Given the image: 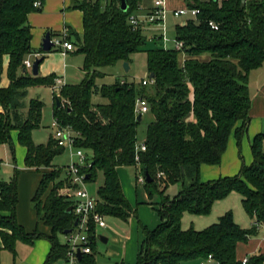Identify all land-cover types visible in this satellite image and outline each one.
I'll return each instance as SVG.
<instances>
[{"label": "trees", "instance_id": "16d2710c", "mask_svg": "<svg viewBox=\"0 0 264 264\" xmlns=\"http://www.w3.org/2000/svg\"><path fill=\"white\" fill-rule=\"evenodd\" d=\"M43 1L0 0V77L7 59L10 80L8 86L0 87V146L9 145L14 155L12 134L17 132L19 145L26 149L25 167L41 172L32 202L50 233H29L19 224L20 171L16 170L9 182L0 181V253L6 250L16 256L17 242L31 245L45 238L51 250L44 264H55L68 251L59 236H66L76 221L73 212L68 214L73 202L63 194L69 186L65 169L53 165L64 149L52 137L46 144H35L32 135L41 127L44 103L37 99L25 106L24 102L28 89L50 88L56 77L31 76L24 64L37 53L31 49L28 16L41 9L35 2ZM141 3L128 0L129 9L123 13L121 0L79 2L84 33L75 44L77 53L84 56L85 78L80 84H67L55 95L61 106L55 101L54 118L72 127L76 147L91 157V166L84 171L86 182L96 181L103 173L104 184L97 193L99 213L125 222L136 214L124 195L119 168L140 167L144 175L146 171L151 175L153 182L145 188L150 199L161 196L156 210L161 223L155 229L143 227L145 238L136 264H199L209 255L217 264H243L236 255L239 243L254 237L264 225V133L251 143L252 164H244L236 176L203 183L200 174L202 166H220L231 136L236 134L241 142L250 124L249 79L264 64V0H196L190 7L200 11L198 19L175 26V39L184 44L182 50L149 47L148 43L157 45L161 38L156 35L149 41L143 27L134 29L130 24ZM209 22L219 29L212 30ZM142 52L148 75H154L153 85H97L103 76L100 68L132 63L131 57ZM203 55L210 59L202 60ZM97 95L105 102L94 104ZM138 97L147 100L152 115L143 143L145 152L137 151L141 122L134 105ZM176 184L181 189L171 198L165 193ZM232 193L241 195L242 208L254 220L253 228L236 224L229 211L205 230H184L186 214L207 216L216 202ZM96 242L93 239V252L82 258L83 264H97ZM246 264H264V255L251 257Z\"/></svg>", "mask_w": 264, "mask_h": 264}, {"label": "rangeland", "instance_id": "374dc122", "mask_svg": "<svg viewBox=\"0 0 264 264\" xmlns=\"http://www.w3.org/2000/svg\"><path fill=\"white\" fill-rule=\"evenodd\" d=\"M190 17L176 18L171 13L167 17L166 21V32L164 34V40H158L157 45L148 43L149 47H162L165 49L172 50L176 48V29L175 26L182 24L183 21ZM146 34L149 37V41L154 36H159L163 34V31H152L146 30ZM28 56L27 58H29ZM184 58V57H183ZM59 48H53L51 54L44 61V65L41 67L40 74L42 77H50L54 73H61L64 65L67 64L65 78L71 84H80L84 77V72L82 70L84 65V56L78 54L77 51L70 53L65 61L63 60ZM131 70L125 74L123 69V64H117L112 67L100 68L99 71L103 74L102 77L97 79V85L102 87L104 85L110 86L117 81H128L129 83H140L143 78L148 76L147 69V57L144 52L140 54L133 55L131 57ZM208 60L209 55H203L202 60ZM33 60V58L31 59ZM4 71L0 77V87H6L9 85L10 80H8V64L4 63ZM28 74H31L30 69H26ZM28 97L24 100L25 106H28L31 100L40 99L45 104L43 111V118L41 121V127L33 132L32 138L36 145L46 144L50 140L49 138L54 134V105H55V93L51 91V87H37L36 89H28ZM147 94H151L148 91ZM105 101L100 95L93 98V103H103ZM152 115L150 113L145 114L142 117V122L140 123L137 131L138 136V146H141L146 139V132L148 125L152 122ZM12 140L15 144V155L16 160H14V155L10 150L9 145L0 146V181L9 182L11 178L14 177L16 170L18 169V162H23L20 151L24 148L19 146L17 140V132H13ZM241 153L240 160L242 163L245 161L246 157H251L252 149L249 152L244 146L242 147L240 143ZM71 150H65L62 155L57 156L54 159L53 165L58 168L65 169L71 161ZM20 171V170H19ZM120 179L124 184L125 196L128 198L130 204L135 210L136 214L128 221H122L119 218L106 217L107 227L99 230L98 235L104 236L108 239L107 243L101 241L96 242L97 253L96 259L97 264H136L138 254L140 252L141 246L144 243V230L143 227H148L149 229H155L160 223V217L157 209H159V204L161 203V196L154 195L152 199L147 196V191L145 185L137 182V178L142 173L140 167H123L120 170ZM103 173L100 172L96 181L86 182V190L91 198L98 199V190L103 184ZM181 189L180 184L176 186H171L166 191V195L174 198L178 191ZM233 212L237 221L243 217L247 218V215L242 209L240 194L232 193L231 196L225 198L221 203L216 204L212 208V212L207 216H197L186 214L182 226L184 230L196 229L205 230L213 224L217 223L218 219L227 212ZM240 217V218H239ZM242 221V220H241ZM242 223V222H241ZM61 243L65 244L66 239L64 235L59 236ZM26 250L18 248V253L13 256L12 253L3 250L0 253V264H26V259L29 256V248ZM55 264H60L58 261ZM194 264H198L194 262Z\"/></svg>", "mask_w": 264, "mask_h": 264}, {"label": "crops", "instance_id": "0c3cea01", "mask_svg": "<svg viewBox=\"0 0 264 264\" xmlns=\"http://www.w3.org/2000/svg\"><path fill=\"white\" fill-rule=\"evenodd\" d=\"M81 1L82 0H44L41 9L38 11H34V13H31L28 16L29 25L31 27V33L33 36L31 41V49H33L34 52L36 51L37 53L41 54V57H44V60L41 62L42 64L39 67V74H38L39 76H41L40 70L41 67L44 65V61L48 58V55L51 54V53H45L42 48L43 40L45 39L47 34H51V39H56L62 34V31L65 30V28H68L69 32H71L70 40L73 46L75 47L74 50L65 51L63 48L54 46L55 48L60 49V53L64 58L63 59L64 61L65 58L70 53L78 50V47L75 44L77 41L76 40L77 36L80 37L84 33L83 32L84 17L82 11L77 9V6ZM195 1L196 0H166V9L168 11V14H171V11L173 10H179L186 7H190V5L194 4ZM198 1L208 2L210 0H198ZM153 3L154 0H142L139 15L145 13L147 10H151L153 8ZM185 22L186 20L183 21L182 24H184ZM5 64H7V59L5 60ZM66 67L67 64L64 65V68L61 73H54V74L56 75V77L63 78L67 85L71 83L66 81V78L64 77L66 73ZM30 73L31 74L29 75L33 76L32 70ZM249 87H250V96L252 102V106L250 110L251 121L246 129L245 135L241 142L238 141L236 134H233L231 136L227 147L228 150L223 155L220 166H209V165L202 166L200 180H202L203 183L209 181H216L219 180L221 177H234L240 172L244 164L248 166L252 164L253 155H251V157L248 156V158L246 157L243 163L240 160V153H241L240 143L243 148L244 146H246L249 152L251 148V143L255 138V136L264 133V64L261 68L252 71L249 79ZM31 89H36V88H31ZM238 126H241V124H238ZM25 153H26L25 148L20 151V155L22 156L23 162L21 163V159L20 162H18L19 164L18 169L20 170V175L18 179L19 204L17 207L16 216L18 218L19 224L25 229V231H28L29 233H33L35 230H39L44 234H49L50 233L49 228H47L46 226L43 225L42 222H40V219L38 218V215L34 209V204L32 202L33 201L32 198L35 195L37 189L39 188L41 172L35 169H28L25 167V157H26ZM13 158L14 160H16L15 152ZM121 168L118 169L119 179H120L119 172ZM103 182H104V178L102 180V183ZM121 184L124 195H126L123 182H121ZM222 201L216 202L213 205V207L216 204L221 203ZM234 220L236 224H240L245 229H251L254 226V220H252L248 215L247 218L243 217L238 221L234 216ZM0 246H1V238H0ZM16 246H17V253H18V248L20 247L22 248V250H26L25 249L26 247L30 249L29 256L26 259V264H44L46 257L48 256L51 250V245L49 241L45 238H41L40 240L35 241L31 245L27 243L25 244L23 242H17ZM261 254L264 255V225L259 227L258 233L254 235V237L249 238L247 242L239 243L236 251L238 260H243L245 258L249 259L251 257Z\"/></svg>", "mask_w": 264, "mask_h": 264}, {"label": "built area", "instance_id": "2783aa9c", "mask_svg": "<svg viewBox=\"0 0 264 264\" xmlns=\"http://www.w3.org/2000/svg\"><path fill=\"white\" fill-rule=\"evenodd\" d=\"M220 1V0H219ZM245 1H253V0H245ZM261 1V0H259ZM221 2V1H220ZM36 8H41V2H35L34 5ZM141 8V6H140ZM140 12V11H139ZM171 13L176 18L181 17H190L189 19L197 20L198 16L201 14L200 11L196 8L186 7L179 10H173ZM168 11L166 9V0H154L153 8L151 10H147L143 14L132 15L130 17V24L134 27V29L143 27L144 30H152L163 31V34L159 35V37L164 40V34L166 32L165 26L168 17ZM186 22L183 24L185 25ZM209 27L212 30L217 31L218 24L215 22H209ZM71 32H69L68 28L62 31V34L56 38L51 39L54 46L63 48L66 50H74L75 47L71 43ZM176 49L182 50L184 44L182 42L176 41ZM41 54L35 53L30 55L28 59L24 61L26 69H33V63L36 59L40 58ZM33 58V60H31ZM121 85H125L129 83L128 81H120ZM136 84V83H135ZM154 84L153 79H151L150 75L143 78L142 81L137 86H151ZM66 86V82L63 78L55 77L54 83L51 86V91L55 93V95L59 94L60 90ZM135 115L136 117H143L145 114H148L150 111V106L148 105L147 100L143 97H138L135 101ZM53 127L55 129L52 139H54L58 145V147L65 150H71V161L69 165L65 168L66 177L68 180L67 189L64 191L69 199L72 200V212L76 215V221H78V225L74 226L71 234L66 235V245H68V251L63 259H61L60 264H83L82 260L78 259V253H81L82 258L87 256L88 254H92L93 252V239L98 242L99 230H102L107 227L106 216L102 213L98 212L99 206V198H91L86 190V180L87 174L84 173L86 168H89L92 163L91 157L88 153L76 147V137L77 134L74 132L72 127L68 125V127L62 126L57 119L54 118ZM146 145L142 144L141 146H137V151L145 152ZM139 160V158L137 159ZM137 182L146 185V178L144 174H140L137 178ZM93 229L96 232L93 235ZM248 262V258L242 260L243 264ZM215 264L214 257L209 255V257L199 264ZM217 264V263H216Z\"/></svg>", "mask_w": 264, "mask_h": 264}, {"label": "water", "instance_id": "95a60500", "mask_svg": "<svg viewBox=\"0 0 264 264\" xmlns=\"http://www.w3.org/2000/svg\"><path fill=\"white\" fill-rule=\"evenodd\" d=\"M128 9H129L128 0H121V6H120L121 12L125 13L128 11ZM53 47H54V44L51 41V34H47L45 39L43 40V44H42L43 51L45 53H50L51 50L53 49ZM43 60H44V57H41V58L36 59V61H34V63H33L34 65H33V69H32V75L34 77H36L39 74V67L42 64L41 62ZM123 69H124L125 74H127L131 69L130 63L129 62L124 63ZM150 77H151V79H154V75L151 74ZM55 101H56L57 107L59 108L61 106L60 99L57 97ZM141 120H142V117L139 116L137 118V121L142 122ZM145 178H146V182H148V183L153 182L151 175L147 171L145 172ZM87 179H88V177H87ZM71 213H72V207L68 210V214H71ZM77 225H78V221H75L74 226H77ZM72 231H73V229L66 231L65 235L71 234ZM99 240L103 243L108 242V239L104 236H99ZM78 259L82 260L81 253H78Z\"/></svg>", "mask_w": 264, "mask_h": 264}]
</instances>
